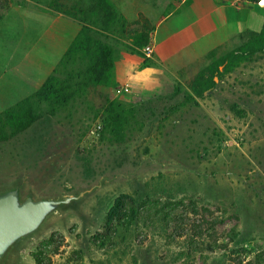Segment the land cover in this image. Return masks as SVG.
<instances>
[{"label": "rangeland", "instance_id": "1", "mask_svg": "<svg viewBox=\"0 0 264 264\" xmlns=\"http://www.w3.org/2000/svg\"><path fill=\"white\" fill-rule=\"evenodd\" d=\"M120 1L129 28L150 36L182 0ZM80 2L0 0V113L36 90L12 69L39 28ZM253 41L241 34L167 72L148 95L113 82L126 122L120 142L100 129L108 90L65 106L43 103L30 129L0 141V197L62 203L13 241L0 264H36L53 235L64 239L52 264H264V47ZM108 42L117 59L131 51ZM145 49L131 53L146 65ZM211 81L202 96L192 91ZM118 200L122 216L106 235Z\"/></svg>", "mask_w": 264, "mask_h": 264}, {"label": "crops", "instance_id": "2", "mask_svg": "<svg viewBox=\"0 0 264 264\" xmlns=\"http://www.w3.org/2000/svg\"><path fill=\"white\" fill-rule=\"evenodd\" d=\"M128 19L131 18L111 0ZM121 2V1H120ZM264 29V7L247 0H182L178 9L157 23L150 34L152 53L144 63L138 54L123 51L115 61L113 82L148 95L163 87L164 76L175 73L244 33ZM79 22L56 15L40 28L32 47L12 69L19 81L33 89L43 86L79 35ZM161 90V89H158Z\"/></svg>", "mask_w": 264, "mask_h": 264}, {"label": "trees", "instance_id": "3", "mask_svg": "<svg viewBox=\"0 0 264 264\" xmlns=\"http://www.w3.org/2000/svg\"><path fill=\"white\" fill-rule=\"evenodd\" d=\"M247 1L256 3L258 0ZM62 14L79 22L82 30L43 86L0 113V141H8L30 129L40 120L44 111L41 110L43 103L65 106L81 93H90L93 89L99 88H104L109 93V96L101 99L100 113L103 112L101 125L104 127L100 126V129H108L114 142L123 140L126 124L124 112L120 110L121 107L110 93L117 55L108 40L115 42L122 40L131 51L140 53L150 43L149 33L145 27L140 33L136 28L130 29L128 20L111 0H86V3L80 2L73 6L72 10L64 11ZM246 34L252 35L254 39L251 45L260 44L264 47V29L260 33ZM202 76L204 75L198 77L196 84L203 81ZM214 85L213 81L210 84L202 82L201 90L192 86V91L196 96H202L203 92L210 90ZM51 112L55 113V110ZM121 203L118 200L108 215L106 235L112 230L113 224L120 221ZM163 217L167 219L168 215L165 214ZM103 235L105 234H99V237ZM63 239L62 236L59 238L53 235L42 244L33 255L35 263L52 264V257L57 255L59 247L63 245ZM50 246H54L53 254L47 252Z\"/></svg>", "mask_w": 264, "mask_h": 264}, {"label": "water", "instance_id": "4", "mask_svg": "<svg viewBox=\"0 0 264 264\" xmlns=\"http://www.w3.org/2000/svg\"><path fill=\"white\" fill-rule=\"evenodd\" d=\"M14 193L0 197V256L16 239L34 231L47 213L62 202H27L19 206Z\"/></svg>", "mask_w": 264, "mask_h": 264}, {"label": "built area", "instance_id": "5", "mask_svg": "<svg viewBox=\"0 0 264 264\" xmlns=\"http://www.w3.org/2000/svg\"><path fill=\"white\" fill-rule=\"evenodd\" d=\"M256 3L258 6L264 7V0H258ZM145 50H146V55L149 57V55L152 53L151 45H148ZM125 90L127 91V89Z\"/></svg>", "mask_w": 264, "mask_h": 264}]
</instances>
